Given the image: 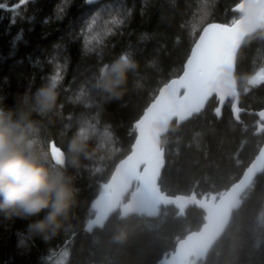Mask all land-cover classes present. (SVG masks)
<instances>
[{
  "label": "trees",
  "instance_id": "16d2710c",
  "mask_svg": "<svg viewBox=\"0 0 264 264\" xmlns=\"http://www.w3.org/2000/svg\"><path fill=\"white\" fill-rule=\"evenodd\" d=\"M236 5L237 0H105L95 5L87 0H0L3 102L13 105L18 95L34 92L58 71L63 77V107L45 138L57 145L66 143L81 120H98L112 126L119 149L99 172L79 175L81 206L69 231L44 240L29 231L31 221L0 214V264H158L182 238L202 227L203 210L189 207L182 217L175 207L161 206L155 217L125 218L117 212L103 228L89 229L106 184L131 152L136 122L162 86L182 74L203 28L238 19L232 11ZM122 52L139 64L138 73L129 74L123 99L104 103L97 98L88 107L74 103L73 97L88 90L98 68ZM263 65L264 39L246 41L235 73L242 109H264V82H252ZM246 76H251L247 91ZM136 79L142 89H133ZM233 103L229 99L217 113L219 101L212 98L179 131L163 136L162 141L167 140L162 142L163 192L219 196L239 180L264 144V133L255 135L261 123L254 115L242 114L237 123ZM122 233L125 239L117 241ZM187 264H264V173L244 194L241 207L233 211L226 232L207 257Z\"/></svg>",
  "mask_w": 264,
  "mask_h": 264
},
{
  "label": "clouds",
  "instance_id": "9594fccd",
  "mask_svg": "<svg viewBox=\"0 0 264 264\" xmlns=\"http://www.w3.org/2000/svg\"><path fill=\"white\" fill-rule=\"evenodd\" d=\"M237 3L243 5L238 9V18L242 20L245 41L264 39V0H237ZM138 69L132 55L120 53L98 68L88 90L78 92L73 102L88 107L97 98L104 103L122 100L128 91L129 74L138 73ZM239 79L234 68L229 69L216 90L238 98ZM244 80L245 91L250 90L251 76ZM62 81V75L56 71L34 92L18 95L11 106L0 98V214L31 221L29 231L44 240L72 228L81 206L77 180L82 171L99 172L119 151L112 126L101 125L98 120H81L66 143L57 145L45 138L49 126L61 117ZM132 87L142 89L144 85L136 79ZM90 93L92 99H83ZM158 127L165 133L176 132L180 122L162 120ZM115 239L123 241L125 235L122 233Z\"/></svg>",
  "mask_w": 264,
  "mask_h": 264
},
{
  "label": "water",
  "instance_id": "95a60500",
  "mask_svg": "<svg viewBox=\"0 0 264 264\" xmlns=\"http://www.w3.org/2000/svg\"><path fill=\"white\" fill-rule=\"evenodd\" d=\"M105 0H87L94 5ZM243 5H236L232 11L238 14ZM242 20L232 24L211 23L203 28L179 77L166 83L155 99L136 122V139L130 154L116 166L106 184V193L96 205V214L89 229L103 228L110 218L120 212L127 218L140 214L155 217L161 206H173L179 215L186 217L189 207H197L205 213V221L199 230H194L182 238L174 251L158 264H187L193 258L204 259L214 244L224 235L231 221L232 213L241 207L242 197L254 180L264 173V144L257 156L244 170L239 180L219 196L211 194L198 198L190 196H170L159 186L165 168V150L162 138L165 134L158 122H187L193 115L205 109L212 98L219 101V113L229 99L233 103V116L240 123V116L250 113L260 118L262 124L255 135L264 133V109L247 111L240 107L238 98L230 97L216 90L229 69L235 70L238 54L245 44ZM244 41V42H242ZM208 54L211 55L209 69ZM198 68L199 71L194 72ZM57 152V159H59ZM131 194L127 200L126 197Z\"/></svg>",
  "mask_w": 264,
  "mask_h": 264
},
{
  "label": "flooded vegetation",
  "instance_id": "af4514ba",
  "mask_svg": "<svg viewBox=\"0 0 264 264\" xmlns=\"http://www.w3.org/2000/svg\"><path fill=\"white\" fill-rule=\"evenodd\" d=\"M261 72V74L259 75V79H260V81H259V83H261V82H264V65L259 69V72L258 73H260ZM257 73V74H258ZM256 74V75H257ZM255 75V76H256ZM254 76V77H255ZM259 83H257V84H259ZM247 110V109H246ZM247 111H251V110H247ZM254 111V110H253ZM243 114H248V115H252V114H250V113H247V112H244ZM255 116V115H254ZM257 117V116H256ZM258 119H259V122L262 124V121L260 120V118L259 117H257ZM260 151V150H259ZM259 153V152H258Z\"/></svg>",
  "mask_w": 264,
  "mask_h": 264
},
{
  "label": "rangeland",
  "instance_id": "374dc122",
  "mask_svg": "<svg viewBox=\"0 0 264 264\" xmlns=\"http://www.w3.org/2000/svg\"><path fill=\"white\" fill-rule=\"evenodd\" d=\"M261 74V72L260 73H258L253 79H252V82H254V83H259V81H260V79H259V75Z\"/></svg>",
  "mask_w": 264,
  "mask_h": 264
},
{
  "label": "snow or ice",
  "instance_id": "6c2138e0",
  "mask_svg": "<svg viewBox=\"0 0 264 264\" xmlns=\"http://www.w3.org/2000/svg\"><path fill=\"white\" fill-rule=\"evenodd\" d=\"M208 60H209V69H210L211 68V55L210 54H208ZM197 71H199L198 68L194 69V72H197Z\"/></svg>",
  "mask_w": 264,
  "mask_h": 264
},
{
  "label": "bare ground",
  "instance_id": "6f19581e",
  "mask_svg": "<svg viewBox=\"0 0 264 264\" xmlns=\"http://www.w3.org/2000/svg\"><path fill=\"white\" fill-rule=\"evenodd\" d=\"M99 3H101V2H99ZM96 4H98V3H96ZM95 5V4H94ZM91 231V230H90Z\"/></svg>",
  "mask_w": 264,
  "mask_h": 264
}]
</instances>
